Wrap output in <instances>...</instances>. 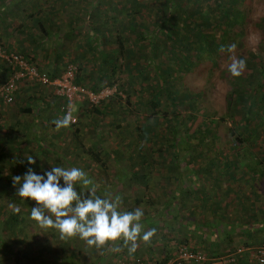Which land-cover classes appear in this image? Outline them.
I'll return each mask as SVG.
<instances>
[{
	"label": "rangeland",
	"instance_id": "1",
	"mask_svg": "<svg viewBox=\"0 0 264 264\" xmlns=\"http://www.w3.org/2000/svg\"><path fill=\"white\" fill-rule=\"evenodd\" d=\"M90 0H72L70 3V10H69V18L72 19L74 22V26L72 29H67L68 27L65 25L66 19H68V16L63 15L64 12L61 15V18H58V21L60 23V26L62 27V32L59 33V35H52V37H49L47 41H50L52 43L53 49L50 48L49 50L52 51V54L50 55V58H43L41 55H37L36 57H31L33 61L37 62V65L44 70L52 69L56 67V70L61 74L63 70L65 69L66 65L69 63L73 64L76 69L79 71V63L80 59L77 58V56H81L85 71L89 74L88 78L85 79V87L90 88L91 84L95 80L94 76H91L93 70L95 71L96 64L102 60V57L98 52L97 49L91 50L88 48V43L86 40V37L90 35L88 33V26H94V24H97V22H102V19L105 18V12L103 13V10L100 11V18L97 17V15L94 14L95 8H105L106 3L101 2L102 0H92L91 3H89ZM97 1H100L97 3ZM105 1V0H103ZM118 5H122L123 0H114ZM151 2V0H149ZM19 2V4H17ZM94 2L95 5H92ZM27 4V0H23V3L19 0H16V4H12L10 6V10L14 9L15 12H20V10H24V4ZM65 2L63 0H57V7L58 8H64ZM68 3L66 2L65 6ZM134 3L130 2V7L134 9ZM69 8V7H68ZM99 14V10H96ZM13 12V10H11ZM244 21L241 24V28L237 30L242 31V38H243V47L241 50L244 52L252 51L257 48L261 38L262 32L260 31L259 23L264 21V0H249L245 7H244ZM90 18V22L88 21V16ZM87 17V18H86ZM155 18V10L151 7H148L147 9L142 11L141 13V21L144 23L146 27H148L149 32L146 34L147 38H145L144 43L148 44V41L150 38H153L154 36V29L152 25V20ZM60 19V20H59ZM106 19V18H105ZM15 19H12L10 15V22H13ZM9 23L6 31H11V27L13 28V25L11 26ZM179 25L183 26L182 21H178ZM10 26V27H9ZM71 27V26H70ZM35 28H32V32ZM126 33H129L128 30H125ZM31 33V30L29 31ZM37 33V32H36ZM10 34V33H9ZM105 36L106 38H111L112 36H117V32L113 29H109L108 27H104L103 32L98 37V43L103 47L102 51L105 52L106 56L109 54H117V45L115 42L112 41H105L101 39V36ZM13 50H16L23 54V51L19 50L16 45L12 46ZM57 51L60 54L59 58H56V55L53 54V51ZM239 51V50H237ZM237 51L235 48L224 55H219L218 62L216 64H212L208 60L203 59L200 61L198 65H194L190 67L187 70H184L182 72V75H180V80L176 81V87L178 89H189L191 91L195 90H201L203 91V107L199 105L195 110H190L189 108H177L179 111L177 117L172 120V124L179 130L181 128L187 129L188 131L183 135L182 132H178L176 135V140L180 143L182 139L185 138V142H181L178 146L182 149L181 151H178V157L180 160L186 161V159L192 158L194 159L192 164H188L186 162L180 163V164H168L170 167L173 168V170L170 172L168 168L164 164H153V167H147L145 169L146 172L150 174L148 177V180H151L152 178V188L148 190L150 194H152V200L154 202V205L150 207L146 204L145 200H148L147 192L144 195L143 198L140 199V204L137 205V207L142 208L144 210V213L147 216L156 214L154 218L156 219H163V215L165 213L164 206L168 204V201L170 197L166 195V192H168L167 188H171L174 190L172 195L176 198H182L183 194H177V189L179 187L184 188L188 190L187 195L190 194V192L195 191L197 194L201 191V196H204L205 199H199L197 200L199 205L198 209H201L200 207L204 206V204L208 201L209 198H212L213 196L209 195L211 192L206 194L205 189V183L203 181V178H211V176L207 175V172L214 171L218 167L219 164H215V161L217 159L223 160L222 152L229 151V146L231 145V140L233 139V136H231L228 132H226V126H228L229 121L232 119H228V117L225 116L227 105H226V95L231 89L230 84L226 83L224 80V76L222 74V70L228 68V65L232 62L233 59H237ZM84 54V55H83ZM149 47L146 46L145 49V56L149 55ZM163 55V54H159ZM25 56V55H24ZM85 56V58H84ZM157 57L155 58V65L154 67L144 68L145 64L147 63L145 60H139L142 62L140 68L144 69L143 75H149L150 77L152 74L151 72L155 73L154 71L157 70V67L162 68V65L165 63H173L172 61H169L163 57ZM27 57V56H26ZM108 57V56H107ZM125 57H122L124 59ZM137 61V60H136ZM51 65V67L49 66ZM82 65V67H83ZM140 66V65H139ZM171 66V65H170ZM143 67V68H142ZM93 68V69H92ZM95 68V69H94ZM109 66L107 67V69ZM3 70V66L0 64V73ZM50 71V70H49ZM210 71V72H209ZM51 72V71H50ZM8 76V74H7ZM135 76V78L133 77ZM2 78L0 74V84H2ZM6 78V77H5ZM3 78V79H5ZM134 78V79H133ZM149 78V77H147ZM106 79V78H105ZM107 80V79H106ZM114 82L110 84L107 83V81H102L100 85H103L101 88L104 92L98 93L97 92L101 89H97L94 94L96 97L94 99H89L86 97H82L79 100H76L72 107L73 115L76 117V122L78 123V131L75 133L77 134L76 141H73L72 137V131L77 128L76 124L68 126V127H61L57 129L53 123L54 120L62 118V113L60 110L61 105V97L57 96L54 91L53 87L51 85L48 86H41L39 84H33L29 83L27 80H23V82H19L18 89L15 93V98L11 104H3L0 102V146L5 144L10 145L12 143V146H17V144L10 141L11 137H19L17 139V142L25 141L28 138H31L30 128H27V125L31 120H34L33 118L36 117L39 122V127L35 125V128H37L38 135L41 137V142H45L48 144L49 150L42 151L40 148V145L38 146L36 141L34 140H27L28 143V150H31L29 155H32L37 163L36 164H45L44 167L49 166L51 164H65L63 159L68 157L72 159L71 164H88L87 160L89 159V152L85 150L86 148L93 149L94 152L100 153L101 161H103V164H105L104 167L97 166V163L92 159L91 164H94L95 171H92V176H98L100 179V182L104 184V188L106 189V186L111 185L114 175H116L117 172H120L122 167L125 169L129 168L130 164H139V160H141L139 155H142L145 153V156L147 158V161H152V159L159 160V156L157 155L156 151L158 148L163 144L165 145L164 138H166L163 134V132H158L155 137H151L148 140H144L143 137L140 136L139 130L137 129V126L139 122L142 121H150L154 116H157V113H151L152 109L149 108L148 104L146 103L148 90L146 89L147 81H145L143 78H141L140 73L138 71H128L127 69L124 70V72L120 73L118 72L114 76ZM4 82V81H3ZM26 85L29 96L23 97L22 92L20 91V86ZM254 85V84H253ZM42 88H46L50 91L52 95H54L55 102L51 105L45 106L40 102H36L34 96H32L35 92L42 90ZM40 92V91H39ZM130 94V96H128ZM146 96V97H145ZM23 98H25V102L23 103ZM112 98V105L104 108L103 102L106 101V99ZM53 99V98H52ZM28 103V105H27ZM115 103V104H113ZM37 104V106H36ZM56 104V105H55ZM164 105V106H163ZM22 106L23 111H18V107ZM95 107H98L99 110L103 111L100 114L95 111ZM204 107L207 109H204ZM255 109L257 107H254ZM173 109L172 105H165L162 104L160 106V110H167L170 114L171 110ZM207 111L210 112L209 115H207ZM207 112V113H206ZM186 116L190 117L186 122H183V119L186 118ZM225 116V117H224ZM14 117L16 119V123H13L15 119H11ZM224 117L226 122L220 121V124L218 127L214 128L215 133L213 135L209 134L208 132L205 133L203 131L204 124H201V120L203 118H209V119H217ZM166 120V119H165ZM164 120V121H165ZM167 124L166 126L167 131L169 129V123L165 121ZM199 124H201V131L200 128L198 129ZM264 125V124H263ZM2 126V127H1ZM34 126V125H33ZM32 126V127H33ZM39 128V130H38ZM260 135L264 132V127L259 128ZM67 131V132H64ZM76 131V130H75ZM170 131V129H169ZM195 131V132H194ZM237 132V131H236ZM160 133V134H159ZM191 133V134H190ZM159 134V135H158ZM171 135V132L169 133V136ZM259 135V134H258ZM236 135H234L235 137ZM161 137V138H160ZM174 137V136H173ZM171 140L173 138H170ZM66 141V143H65ZM168 143V141H166ZM163 145V148L165 147ZM190 145L191 148L188 150L191 151L189 154H187L185 151V147ZM68 146L70 147L71 151L68 153ZM184 146V147H182ZM45 147V146H44ZM166 148V147H165ZM170 151V150H167ZM35 152H39L36 154ZM16 154H19L15 151ZM77 153V154H76ZM186 153V154H185ZM1 154V153H0ZM185 154V155H184ZM77 156V159L75 160L74 157ZM170 155H168L167 158H169ZM185 157H187L185 159ZM1 158V155H0ZM220 160V161H221ZM12 160H9V162ZM8 164L7 161H2L1 163ZM256 163V161H255ZM15 164V163H13ZM50 164V165H49ZM101 170V171H100ZM236 172L239 171V169L235 170ZM11 172L10 166L7 165L5 169L2 170L1 174L3 176H7ZM174 174L179 177V179L172 180V178H168V176H171ZM222 177V176H221ZM229 176L228 178H230ZM182 179V180H180ZM214 179V178H213ZM95 183V180L92 179ZM172 180V182L170 181ZM182 181V182H180ZM221 182H225L221 180ZM98 183V182H97ZM216 183V181H215ZM218 185V183H217ZM220 188V186H217ZM126 194L127 193H134L138 190L144 194L146 191V188H144L142 185L139 186V184H133V186H130L128 189L125 188ZM86 191V189H84ZM203 192V193H202ZM10 194V188H7L5 192L0 195V206H3V210H7L11 205V202L8 201L6 198ZM102 194V193H101ZM100 194V195H101ZM128 194L125 196L124 202L132 206L133 201V195ZM219 195L223 196V193L221 190H219ZM253 198L256 199V202L252 200V210L256 211V204H259L260 195L259 194H253ZM12 199V198H11ZM191 200V199H190ZM195 199L191 200L193 202ZM185 201V199H184ZM185 209H187L185 207ZM197 204V205H198ZM248 202L245 200H235V201H219L215 203L213 206L218 210L216 212V219H220L218 216V213L220 211H223L227 209L230 212H233V216L236 217L238 214L236 213L239 210H242L245 206L247 208ZM226 207H225V206ZM192 206V205H190ZM10 207V208H11ZM246 208L242 211H246ZM153 209V210H152ZM190 209H196L190 208ZM158 210V211H157ZM155 212V213H153ZM23 217L27 219L26 222H31L30 219H28V213L23 212ZM144 214V215H145ZM168 212L166 211V215ZM170 215V214H169ZM169 217V216H168ZM171 218V217H170ZM169 218V219H170ZM34 222V220H33ZM158 222V220H157ZM173 227L175 225H179L180 221L177 222V219L174 220ZM35 226L39 231H42L43 234L37 233V229H33V234L39 238V240H33L30 243L24 242L20 243V240H15V244L11 248L9 244L7 247L0 248V264H37L31 261L28 257H20L19 262L15 261V252L20 251L21 252H30L31 249L34 251L32 254L34 256H37V259H49L55 254H61L60 256L65 257L66 251H74L75 247H77L80 244V239L74 238L72 242H69L67 239L64 240V237L62 238L59 233L54 234L53 238L51 239L52 235H47V229L43 228L39 224L34 223ZM21 225H18L17 227H20ZM162 222L158 223L154 226V228H157L159 231V228L162 230ZM10 229V228H9ZM149 230V229H148ZM160 232V231H159ZM161 233V232H160ZM173 235V234H172ZM15 236H18L19 239H21L23 236L21 233L17 231V228L11 229V231H7V233L4 235V238L6 240L11 241L15 238ZM50 238V239H49ZM49 239L50 242L47 240ZM155 239L157 243V247L161 248V245L169 246L168 242H165L163 238H159V235H155ZM173 240H175V237L173 236ZM177 241V242H176ZM172 249H171V258L167 260L170 261L175 257L176 251L179 246H186L188 249H195L192 247H189L188 244L183 243L182 241L176 240ZM57 242V243H56ZM10 243V242H9ZM50 246H49V244ZM137 244H139V256L129 253H125V255H122L121 253H117V255L113 258L117 264H134V260L139 258L143 259L147 264H156L155 260L159 258V254L156 253L155 256H152L151 259L148 257V253H146L144 243L141 242V240L137 241ZM154 244V245H155ZM120 248L123 244L119 243L116 244ZM126 246V245H125ZM238 246H244V244H240ZM238 246L227 250L216 257L207 255L206 252H202L205 254L206 259L203 262H190L189 264H221L219 260H215V258L219 257H225L227 254H230L231 250H234ZM46 247V248H45ZM166 247V248H167ZM73 248V249H72ZM50 249V251H49ZM162 249H165L163 247ZM123 250L124 249H120ZM199 250V249H198ZM75 252V251H74ZM159 252V251H158ZM100 253L97 248L93 247L92 251H87L84 256H91L94 257ZM146 253V254H145ZM30 255V253H28ZM161 254V253H160ZM80 255V256H83ZM39 256V257H38ZM111 259V256H109ZM215 257V258H214ZM244 257V255H243ZM236 258V257H235ZM39 264H42V260L39 261ZM163 264H166L163 263ZM225 264V263H223ZM226 264H233V262H228Z\"/></svg>",
	"mask_w": 264,
	"mask_h": 264
},
{
	"label": "trees",
	"instance_id": "2",
	"mask_svg": "<svg viewBox=\"0 0 264 264\" xmlns=\"http://www.w3.org/2000/svg\"><path fill=\"white\" fill-rule=\"evenodd\" d=\"M19 1L21 4L23 3V0ZM248 1L249 0H151L150 2L149 0H123L124 4L118 5L117 3H113L115 2L114 0H102L101 2L106 3V7L104 9L95 8L94 14L100 18V11L103 10L106 19H102V22H97L94 26L87 25L88 33H90V35L86 37L88 43L87 46L91 50L97 49V53L102 57V60H100L95 66L96 70H93L92 74H90L95 77L90 88L93 91L101 89L103 87V85H100L102 81H107V83L111 85V83L115 81L114 76L118 72L123 73L126 69L130 72L133 70L136 72L138 71L141 78L148 82L146 89L149 94L146 95V103L149 108L152 109L151 113H157L158 115L154 116L149 122L142 119V121L139 122L137 129L144 140L155 137L158 132H163L166 137L164 138L165 145L163 142L156 151L157 155L160 157L159 162L156 161L157 159L147 161L145 153L139 155V158L141 159L139 160V164H130L129 168L125 170L122 167V170L114 175L112 184L109 186L107 185L106 189L104 188V184L100 182L98 176H92L91 172L95 171L94 164H91L92 159L97 163V166H105L103 161H101L100 153L94 152L92 148L85 149L89 152L90 156L87 160L88 164H71L72 159H70L67 154V158L63 159L65 164L51 165L64 167L76 166L84 169L89 177L95 180V184L97 185L96 194L100 195L102 193V196L106 192H111L114 196L119 195L121 197V207L125 210L131 211L137 208V205L141 202L140 199L144 197L146 192L149 199L145 200V202L152 207L154 202L152 200V194H150L148 190L152 188V184L154 183L151 184L152 178L151 180H148L150 174L146 172L145 169L147 167H153V164L157 163L164 164L171 172L173 168L168 164H182L184 162L192 164L194 160L192 158L186 159L187 157H185L186 161H183L178 157V151L182 150L178 145L181 142L184 143L185 138L179 143L178 140H176V135L178 132H182L184 135L188 130L185 129V127L180 130L179 128L175 129L176 127L171 124L172 120L175 119L179 113L177 108H189L190 110H195L199 105L203 107L204 104L202 100L204 94L201 90L191 91L187 88L182 90L178 89L176 87V81L178 82L180 80V75H182L184 70H187L194 65H198L203 59L208 60L214 65L218 62L219 55L221 56L228 52L230 53L234 48L236 51L239 50L237 51V54H239L237 55V59H244L246 61V67L242 74L236 77L231 75L228 68L222 70L224 80L231 86V89L226 95V105L228 109H226L225 116L228 117V119H232L229 121L228 126H226V132L233 136V139L231 140L228 153L222 152L223 160L217 159L215 164H225L224 166L226 169L229 164H264V132L262 135L259 133V128L264 127V21L259 23L260 31L263 35H261L262 39L255 51L244 52L241 50L243 47V33L241 30L237 29L241 28L240 26L244 21L243 10ZM63 2H65V4L67 2L68 4L66 6L64 4V8L60 9L57 7V0H27V4H24L27 14H25L24 9L22 10V15L31 21L33 27H36L38 32L36 35L39 36L40 32L42 38L48 39L49 37H52V35H59V33L62 32V27L60 26L58 18H61L63 12V15L68 16V19L65 21V25L68 28L65 29V31L72 29L74 26L76 20L73 21L70 19L68 13L72 0H63ZM91 2L92 0L89 1V3ZM98 2L100 1H97V3ZM130 2L135 4H133L135 6L134 9L129 6ZM95 3L96 2L92 5H95ZM12 4H16V0H0V22L4 23L5 20L1 19V12H3V17L6 15L10 17L11 15L12 19H15L19 16V13H16L14 9H11L13 10V12H11L10 6ZM17 4H19V2H17ZM148 7L155 10V18L152 20L154 36L149 39L148 44H145L144 40L147 38L146 34L149 30L140 19L142 11ZM96 10H99V14ZM88 21L90 22L89 16ZM178 21H182L183 26L179 25ZM105 26L109 29H113L118 34L111 38H106L103 35L101 36L102 40L112 41L117 45V54H115V52L113 54L112 52V54L107 55L108 57L105 52L102 51L103 47L98 41L96 42ZM125 30H128L129 33H126ZM147 45L150 54L145 56ZM159 54L166 55V59L173 63H165L162 65V68L157 67V70L154 71L155 73H150L152 74L151 77L149 75H143L144 69H141L140 67H144V65H141L142 62L139 60H145L147 63L144 68L150 69L151 67H154V59L157 58ZM163 55H160L159 57L165 58ZM59 57L60 54L57 53L56 58ZM122 57L125 58L122 59ZM77 58L82 61L81 56H77ZM81 61L78 67L79 71L76 69L74 81L78 85L85 86V79L88 78L89 74L85 71L83 62ZM0 64L3 65V70L0 73L1 77L3 76V78H5L7 77L9 69L1 61ZM108 66L109 68L107 69ZM47 72L51 77L59 75L57 70ZM133 77L135 78V76ZM3 78L2 83L4 81ZM128 96H130V94H128ZM0 102H2L1 96ZM111 102L112 98L106 99V101L103 102V105L105 106L104 108L110 106V104L112 105ZM162 104L173 106L170 114L167 110H160ZM254 107L257 108L255 109ZM94 109L99 114L101 112L104 113V110L101 111L98 107H95ZM204 109L206 108L204 107ZM207 112V115H209L210 112ZM224 117L217 119L203 118L201 120V124L205 125L203 131L213 135L216 130L214 128L218 127L220 121L225 120ZM189 118L190 117L186 116V118L183 119V122H186ZM164 120L169 123L170 131L169 129L167 131L168 127ZM224 122H226V120ZM75 124L77 128L75 129L76 131H72L73 141H76L77 139V134L75 133L78 131L79 125L78 123ZM75 124L71 123L70 126L73 125L74 127ZM201 124L198 126V129L200 128L199 131H201ZM35 125L39 127V122L36 119L34 120V126H30L31 138H28V141L34 140L39 142L41 140ZM64 132L67 131L64 130ZM170 132L171 135L169 136ZM234 135L236 136L234 137ZM170 138L173 139L171 140ZM17 139H19V137L16 138L13 136L10 138V141L17 144V146H12V143H10V145L4 143L0 146V195H2L7 188H10V194L6 199L11 202V205L13 204L12 207L10 206L11 208L9 207L5 211L3 210V206L5 205L0 206L1 249L4 246L7 247L8 244L12 248L15 244V240H20V243H30L33 240H39V238L33 234V229H37L38 226H35L34 223L36 221L33 222V219L30 217L31 207L34 204V201L20 197L17 194L19 184H14L13 177L16 175L23 176L28 167L40 171V164H27L26 158L31 152V150H28V141L23 140L17 142ZM166 141H168V143H166ZM37 145H40L42 151L49 150L48 144L45 142L38 143ZM163 145L166 148H163ZM189 148H191L190 145H188L187 148L185 147V152L187 154L192 151H189ZM67 149L69 153L71 151L70 147L68 146ZM15 151L19 154H16ZM32 155L34 154L32 153ZM168 155H170L169 158H167ZM74 159L76 160L77 156H75ZM4 160L7 161L8 164H6V162L2 164L1 162ZM9 160L12 161L9 162ZM7 165L10 166L11 172H9L7 176H3L1 172L7 167ZM47 167L49 166H46V168ZM167 177H171L172 180L179 179L175 174L174 176L173 174L171 176L167 175ZM172 180L170 181L172 182ZM133 184H139V186L142 185L146 188L144 194L139 190L135 192V194H126L125 188L128 189L130 186H133ZM176 191L178 192L177 194L181 193L178 189ZM128 194H131L130 196L133 195V199H131L133 201L132 206H129L124 202L125 196ZM14 207H19L20 212H14ZM23 212L28 213V219H30L31 222H26L27 219L23 217ZM154 217L155 216H147L145 214L141 222L144 226L149 225V227H154V224L157 225L159 223V219ZM36 223V225H38V222ZM18 225L21 226L17 227ZM14 228H17V231L19 234L21 233L23 237L19 239L18 236H15L11 241L6 240L4 235L7 231H11V229ZM146 229L147 228H144L145 231ZM155 229L156 232L154 235L160 234L166 239L169 236L167 233H159L157 228ZM37 233L43 234L42 231H39L38 229ZM46 233L49 236L52 235V239L54 234H57L58 231L48 228ZM49 239L47 240L50 242ZM163 247H165V249H162ZM32 252H34L32 249L30 252L27 251L20 253V251H16L14 260L19 262L20 257H28L34 263H38L40 259L38 260L37 256H34ZM28 253H30V255ZM156 253L159 254L160 258L155 260L156 264H163L171 258V250L166 248L163 244L161 245V248H157L155 252L154 250L153 253L149 252L148 257L151 259L152 256H155L153 254ZM75 256L76 253L74 255L68 254L66 257Z\"/></svg>",
	"mask_w": 264,
	"mask_h": 264
},
{
	"label": "crops",
	"instance_id": "3",
	"mask_svg": "<svg viewBox=\"0 0 264 264\" xmlns=\"http://www.w3.org/2000/svg\"><path fill=\"white\" fill-rule=\"evenodd\" d=\"M24 9L25 14H27L26 8ZM16 13H19V16H17L13 22H10V17H8L7 15L5 16L6 18L3 17V12H1V19L5 20L4 23L0 22V45L9 49H11L12 46L16 45L19 50L23 51V55L29 57L30 59H32L31 57H36L37 55H41L43 58H50L52 51H50L49 49L54 48L52 46V43L50 41H47V38H42L40 36V32L39 36L36 35L38 34L36 27H33L31 21H29L22 15V10ZM8 21L12 23L10 24L11 26L13 25V28L11 27V31L9 32L6 31L9 25ZM32 28H35L34 31H36L37 33H33ZM30 30L31 33H29ZM57 53L59 52L55 51L54 49L53 54L56 55ZM49 66L51 67L50 64ZM49 70L54 71L56 70V67L48 70L46 69V71ZM19 89L22 92L23 97L30 95L28 94L29 92L26 85L20 86ZM39 91L35 92L32 95L34 96L36 102H40L45 106H52V104L56 101L54 95H52L46 88H42V90ZM25 101V98H23V103ZM17 109L18 111L20 110V112L23 111L22 106H19ZM11 119L15 118L12 117ZM33 119L37 120L36 117H34ZM34 120H31L29 122L27 128H30V126L32 127L34 125ZM15 121L16 119L13 121V123H15ZM38 143H41V141H39ZM35 153L38 154L39 152ZM224 165L225 164H219L218 167H215L216 169L214 171H211L210 173L207 172V175L211 176V178H203V181L205 183L202 184L206 185V194L211 192V194L209 195L213 197L209 198L204 206L200 207L201 209H198L200 204H198L197 200L205 199V197L201 196L200 194L203 189H201L198 194L193 191L190 192L189 195H187L185 193H187L188 190L179 187L180 189L178 188V191L183 194L182 198L180 199L172 195V193L174 192L172 187L167 188V190H169L168 192H166V195H168L170 199L168 201V204L164 206V218L159 219V223L162 222L163 225L162 230L161 228H159V231L163 234L167 233L169 236L166 239L159 234V238L161 237L165 240V242L169 243V246H166L168 249L171 250L175 241L180 240L183 243L188 244L189 247L193 246L192 248L202 250L211 257H216L217 255L230 250L240 244L256 246L264 242V164H229L227 169ZM237 169H239L238 172L235 171ZM229 176L231 177L228 178ZM221 180L225 182H221ZM217 186H220V188ZM219 190L222 191L223 196L219 195ZM254 193L260 195V199H258L260 203L256 204L257 212L252 210V200L256 202V199L252 196ZM193 198L195 200L191 202ZM235 200H246L248 202L247 208L245 206L242 209L244 210L246 208V211L239 210L236 212L238 215L234 217L233 212L225 209L218 213L220 219L215 220V211L218 210L213 205L219 201ZM184 203H187L185 204V207L187 209L183 208ZM194 207H196V209H190ZM166 211L168 212L167 215ZM152 216H156V214H153ZM176 219L177 222L180 221V223L179 225H175V227H173L172 222H174V220ZM155 225L156 224H154L153 226ZM145 228H147V231L148 229L154 227H149L148 225L145 226ZM173 236L175 237V240H173ZM74 238L80 239L78 236H73L64 237V240L67 239L69 242H72ZM80 241V244L74 249L75 252L66 251L65 257L60 256L61 254H55V256L49 259H40L43 261L42 264H117V262L113 259L117 255V253L125 255V253L127 252L129 254H132V256H139L140 254L138 248L139 244L136 251L134 253H130L128 251L130 245L125 246L123 241L119 240L116 242H111L103 247L97 248L100 253L94 257L84 256L83 254H85L87 251H92L93 247L95 248V246H89L82 239H80ZM141 242L144 243L143 247H145L146 253H153V250L155 252L157 248H159V246L157 247L158 244H155V235L150 239L149 242L145 243L142 240ZM119 243L123 245L118 249L116 248L118 247V245L116 244ZM121 248L124 249V251L120 250ZM75 253V257H66L68 256V254L74 255ZM109 256H111V259ZM243 262L246 263L245 259L244 261H242V263ZM39 263L40 262H38L37 264Z\"/></svg>",
	"mask_w": 264,
	"mask_h": 264
},
{
	"label": "clouds",
	"instance_id": "4",
	"mask_svg": "<svg viewBox=\"0 0 264 264\" xmlns=\"http://www.w3.org/2000/svg\"><path fill=\"white\" fill-rule=\"evenodd\" d=\"M245 67L244 59H233L228 71L236 77L242 74ZM74 122L71 113L53 121L57 129ZM26 162L28 165L37 163L32 155L27 156ZM39 167L40 171L28 167L23 176L16 175L13 181L19 184L17 194L20 197L34 201L30 217L41 227L58 231L62 238L78 236L96 248L122 240L125 245H130V253L136 251L138 240L147 243L154 236L155 228L144 230L142 208L131 211L123 209L121 197L111 192L97 195V185L84 169L52 165L46 168L43 164ZM13 211L18 213L20 209L14 207ZM243 255L237 256L233 264L248 263L247 255ZM244 259L246 263H242Z\"/></svg>",
	"mask_w": 264,
	"mask_h": 264
},
{
	"label": "built area",
	"instance_id": "5",
	"mask_svg": "<svg viewBox=\"0 0 264 264\" xmlns=\"http://www.w3.org/2000/svg\"><path fill=\"white\" fill-rule=\"evenodd\" d=\"M0 61L9 69L8 76L0 85V96L3 104H11L13 102L18 84L23 82V80L41 86L51 85L54 93L61 97L60 110L62 117L66 113H71L76 122L77 119L72 112L74 102L82 97L89 99L96 97L94 95L96 94L95 92L75 83L76 67L71 63L66 65L61 74L51 77L46 70L39 68L35 62L22 53L2 45H0ZM100 92L103 93L104 91L101 89L97 94ZM243 254L247 255L248 263L246 264H264V242L253 247L240 246L233 253L220 257L218 260L221 264H226L234 262L237 256H242ZM205 259L206 256L201 250L179 246L175 257L166 262V264H189L190 262H203ZM134 262V264H147V262L139 258L135 259Z\"/></svg>",
	"mask_w": 264,
	"mask_h": 264
}]
</instances>
